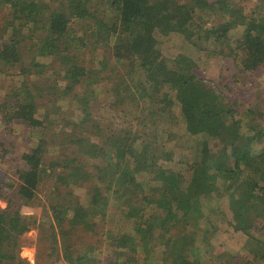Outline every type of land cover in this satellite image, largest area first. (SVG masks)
<instances>
[{
    "label": "trees",
    "instance_id": "obj_1",
    "mask_svg": "<svg viewBox=\"0 0 264 264\" xmlns=\"http://www.w3.org/2000/svg\"><path fill=\"white\" fill-rule=\"evenodd\" d=\"M257 9L247 12L239 0H0V76L15 84L0 102L1 120L6 129L19 121L38 138L19 157L17 179L0 188V264H31L18 252L35 225L48 245L47 259L36 264H51L54 255L65 264H98L93 254L106 242L114 249L106 264H149L160 245L165 264H203L215 256L208 236L216 227L210 223L198 244L204 212L197 198L214 194L227 197L228 226L248 237L255 262L264 261L257 236L264 230L257 222L264 216V105L247 104L239 87L264 71V14ZM237 27L241 38L230 44ZM171 36L232 65L230 83L206 79L189 62L181 66L180 56L165 57L163 41ZM90 43L109 48L125 72L92 78L81 63ZM103 83L112 85L104 92L113 96L112 111L128 108L121 125L102 127L93 118L96 84ZM49 97L52 114L42 108ZM65 101L78 116L61 112ZM171 117L198 139L187 163L183 151L166 147L175 137L166 132ZM54 119L66 132L52 143ZM56 144L66 154L51 155ZM14 154L0 145V162L18 161ZM77 188L88 194L86 204L68 199ZM46 197L47 232L37 219V202Z\"/></svg>",
    "mask_w": 264,
    "mask_h": 264
},
{
    "label": "rangeland",
    "instance_id": "obj_2",
    "mask_svg": "<svg viewBox=\"0 0 264 264\" xmlns=\"http://www.w3.org/2000/svg\"><path fill=\"white\" fill-rule=\"evenodd\" d=\"M188 1V0H185ZM239 3L241 6L245 7L247 12L249 11V8H253L255 6L258 7L257 10L264 14V0H239ZM257 3V5H256ZM1 18V16H0ZM214 19V16L209 15V22H212ZM1 26V22H0ZM75 29L77 30L82 27L80 24H75ZM229 42L230 44H234L235 41L238 40V38H241V34L243 33L242 27H237L236 29H232ZM81 38V35H79ZM96 50H93V47L91 43L89 46H87L83 52H82V65L86 66V68L89 67L91 69L92 73L91 77H95L94 79H98L99 76L101 77H111V73H124L125 70L123 68V65L125 63L119 62L117 59H115L109 50V48H103L101 45H98L96 47ZM162 51L165 57L175 59L179 61V64L181 66H184L188 64V62L191 64V66H194V71H198L199 74H202L203 77L206 79H215L217 80L220 76H223L224 78V84H229L231 79L229 80L228 77L233 74V71H230L229 68L232 65H226L223 63V61L220 58L216 57H208L205 52L197 50L191 43L183 44L181 46V41L179 40L178 36H171L167 37L165 41H163ZM178 56V57H177ZM106 62V63H105ZM105 63V64H104ZM106 65V68L104 67ZM126 65V64H125ZM229 70V71H228ZM99 75V76H98ZM117 76V75H116ZM246 85L243 86V88L240 87L241 95L246 98L247 104L255 105V107H258V102L262 103L264 105V71H260L259 73H256L255 75L251 76V78L247 79L245 81ZM15 84L10 80V78H5L4 76H0V102L6 95L9 89L13 88ZM44 88L46 87V84L43 85ZM43 86H39V88H42ZM112 85H107L106 83L103 84H96V91L99 92V95L96 98V104L97 105L93 110V118L95 121H97L102 127H107V125H110V123H115L121 125L124 121V114L125 111L128 110L126 106H120L116 105L115 110L112 111L111 105L109 101L113 100V96L111 94L104 93L107 88L111 87ZM43 88V89H44ZM45 91H41L40 94H45ZM151 95L153 91H150ZM153 101H155V97L152 95ZM52 98L49 97V100L46 101L43 99L42 108L44 109L43 112H45V109L52 108L53 102L51 103ZM62 106L63 111L61 112H67L66 116H69V114H72V117L78 116L76 112V108L74 105L70 104L68 107L67 101L60 104ZM49 110V109H48ZM53 112V111H52ZM51 110L48 111V113H51ZM65 112V113H66ZM55 113V112H54ZM63 113V114H65ZM59 121L54 119L52 121L53 125L50 126V131L48 132V138L51 139L52 143L58 142V140L63 138V133L66 131H61L60 126H58ZM166 127V132L173 133L174 139L173 143L169 142L166 144V147L169 150L175 149L177 153L184 152L183 156L181 157V160H185L187 163V160H190L193 153L197 150L196 146L198 144V139L190 137L186 133L185 124L181 120L177 119L174 120V118L171 117L170 122ZM169 135V134H167ZM190 137V138H189ZM38 138L35 136V134L31 133L27 130L26 126L23 125L21 122L16 121L12 123L10 128L6 129L4 127V124L1 120L0 115V145H4L8 147L9 150H14L17 158L22 156V153H25L28 151L29 147L32 146L33 143H36ZM214 141H210V145L215 148ZM176 144L180 146L179 148L176 147ZM59 145H51L49 149H51L50 154L55 156L59 153L66 154L65 149H58ZM59 150V151H58ZM197 155V154H196ZM59 156V155H58ZM19 161L21 162V158H19L18 161L13 162L12 164L8 162H0V188L3 186L4 183H8L10 181L16 180L17 175L16 171H14L17 168V165H19ZM192 163V160L189 161V165ZM174 167V166H173ZM191 167V166H189ZM178 168L183 169L186 173V176H191L192 173L188 169V167L183 165H178ZM19 169V168H17ZM16 169V170H17ZM146 176L141 175L140 181H145ZM228 186V183H227ZM0 191H2L0 189ZM66 191V190H65ZM63 192V195L66 192ZM73 193L72 196L68 197L69 200H73L74 198L79 199L83 204H86L89 201V196L83 189H76L74 190H68ZM9 194L8 190H4L2 194L4 196ZM56 197L50 196V199L54 201ZM197 202H200L198 206L202 207L203 210V219L199 221V223L196 226V232L198 235L195 237L196 241L203 242L205 232L208 230H211V227H209V224L214 225L216 227L215 233L212 235V231L210 233L209 240L210 242L216 247L215 251H213V255L211 256L207 254V258L205 257L206 261H203L204 263L209 264H222L226 256L232 257L236 256L237 261L233 262L231 260V264H264V261L255 262L253 255L249 253L247 250L248 246V237L245 236L243 233L235 232L233 227L228 226V221H230V211H229V205H228V199L227 197H219L218 194H214L211 196L208 195H201L197 198ZM37 204L40 206L41 213L38 214L37 219L40 220L42 223H45V227L42 229L47 232L48 226H49V218L46 215L45 209L48 208L47 203V197L46 199H42L41 201L38 200ZM0 206L1 208H6V203H4L2 200H0ZM48 210V209H47ZM202 215V214H201ZM196 219V218H195ZM198 220V219H196ZM258 225L259 227L264 226V216H259L258 218ZM39 229L41 227L39 226ZM126 230V228H124ZM49 232V231H48ZM257 236H259L260 241H264V230L263 231H257ZM105 241V235H101ZM257 243V242H256ZM251 246V245H250ZM249 246V247H250ZM48 245L40 242V233L38 230V226H31L29 232L21 236L20 239V249L18 252V257L21 259H25L31 264H36L38 260V257L41 255H44L43 253H46V248ZM204 247V246H203ZM202 247V249H203ZM206 247V245H205ZM214 247V248H215ZM113 247L111 246L110 242H106L105 245L101 247L100 250H98V253L95 252L93 254V259H102V261H99L98 264H106L107 260H105L103 257L107 256L108 254H112ZM166 251V248L164 245H160V247L157 248L154 255L152 256V259L148 262L149 264H165L163 260L164 253ZM145 254V253H144ZM195 254V253H194ZM45 256V255H44ZM56 256L54 255L53 259L49 258V262L51 264H65L62 261H56ZM61 256V254H60ZM217 256V257H216ZM222 256V259H221ZM47 259V256H45ZM211 258V261L210 259ZM45 261V260H44ZM54 261V262H53Z\"/></svg>",
    "mask_w": 264,
    "mask_h": 264
}]
</instances>
